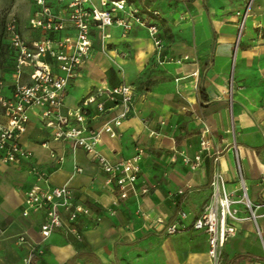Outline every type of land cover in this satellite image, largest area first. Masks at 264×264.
<instances>
[{"label": "crops", "instance_id": "0c3cea01", "mask_svg": "<svg viewBox=\"0 0 264 264\" xmlns=\"http://www.w3.org/2000/svg\"><path fill=\"white\" fill-rule=\"evenodd\" d=\"M127 1L147 24L157 25L161 47L155 46L146 26L137 23L127 31L116 24L92 29L91 51L67 83L63 110L78 105L102 81L130 85L131 110L115 137L102 135L98 149L117 161L140 147L137 188L144 181L150 188L113 205L116 187L107 183L95 160L82 148L53 140L38 109H32L21 137L32 157L0 163V264H23L35 242L39 244L30 264H209L207 235L191 224L209 199L215 155L225 188H238L233 141L255 221L236 205L235 234L222 246L219 264H264V0H253L235 46L233 20L245 0ZM180 2L188 5L181 12ZM178 17H188L182 31L175 25ZM25 22L27 32L21 27L22 33L37 37ZM179 38L188 45L175 46ZM179 58L180 63L175 61ZM107 107L99 114L91 105L87 123L98 126L120 108ZM205 127L212 156L203 152L199 166L191 169L182 158L199 152ZM51 150L63 155L62 163H56ZM33 165L48 171L49 185H68L75 200L91 208L90 215L77 221L81 240L62 229L42 239L43 211L22 215L24 193L36 181ZM182 211L185 218L179 216ZM157 217L163 223L154 222ZM172 222L182 229L168 235L164 227ZM19 235L25 236L24 243L16 242Z\"/></svg>", "mask_w": 264, "mask_h": 264}, {"label": "built area", "instance_id": "2783aa9c", "mask_svg": "<svg viewBox=\"0 0 264 264\" xmlns=\"http://www.w3.org/2000/svg\"><path fill=\"white\" fill-rule=\"evenodd\" d=\"M33 7L27 18V26L37 31L38 36L27 38L21 30L15 13L5 17L3 29L13 53L11 69L0 76V163H14L32 157L33 153L21 141L26 132L29 112L38 109L42 123L50 129L53 140L69 143L72 149L82 148L106 174L107 183L116 187L117 198L112 201L117 205L129 195L146 193L150 184L146 181L137 188L140 175L139 161L142 149L125 159L112 161L98 149L103 134L115 137L117 129L128 115L133 104V88L128 84L109 86L102 81L93 92L81 99L78 105L63 110V97L68 81L78 75L82 62L88 57L92 47V29H101L116 24L124 31L133 23L146 26L156 47L162 42L158 37L156 24H147L138 13V8L127 0H30ZM253 0H249L251 5ZM249 7L242 12L248 15ZM118 13H121L118 15ZM68 31V32H66ZM184 56L183 59H186ZM182 59H175L180 63ZM108 104L119 105L115 116L98 126H91L87 119L92 118L91 105L97 113L105 112ZM208 129H202L199 137V152L192 158L183 156L182 160L195 169L202 161L203 152L212 156L210 141L206 137ZM236 161L237 181L239 186L227 190L216 168L218 156L213 157L214 169L210 180V196L201 211L193 220V229L207 235L209 264H218L221 248L225 241L235 234L232 221L237 217V204H241L248 213V218L255 221L252 202L248 196V187L242 176L237 146L233 141ZM56 163H62L63 155L50 151ZM36 175L35 183L25 191L22 215L43 211L40 235L46 239L54 230L62 229L65 234L77 240L82 234L77 228L81 216L91 214L88 205L77 202L68 185L48 183V171L37 165L32 166ZM81 172V167H75ZM179 193L182 190L178 191ZM180 218L186 213L180 212ZM99 220V217H95ZM163 223L160 217L154 219ZM182 226L176 222L165 225L166 234L179 232ZM24 235H19L16 242L24 243ZM39 242L31 244L23 264L33 261V253Z\"/></svg>", "mask_w": 264, "mask_h": 264}, {"label": "rangeland", "instance_id": "374dc122", "mask_svg": "<svg viewBox=\"0 0 264 264\" xmlns=\"http://www.w3.org/2000/svg\"><path fill=\"white\" fill-rule=\"evenodd\" d=\"M217 1H223V0H217ZM224 1H227V3H234V4H238L239 2H241L242 0H224ZM222 3V2H221ZM179 8H180V12L182 11L183 7L185 8H188V5L184 2H180L178 4ZM250 7L249 5V0H245V5L243 7L242 10H240L241 14H239L238 16L239 17H236L235 20H233V24H234V36H235V42H234V46H235V43L237 41V38H238V42L242 36V33L245 29V19L246 17H242V12L245 11V8L246 7ZM32 3L30 0H0V75L2 74L3 72V69L5 66H7V63H8V52H9V49H10V45L6 39V37L3 36L2 34V23H3V20L5 19L6 15L8 13H15L16 16L18 17V20H19V23L22 27V30H23V33L26 34L27 32V28L25 26V21L26 19L28 18L31 10H32ZM251 8V7H250ZM250 12V10L248 11ZM230 17H227V24H230L231 23V20L229 19ZM188 19V17L186 18H182V17H178L177 19V22L175 23V25L178 26V31H182V28H181V25H182V22L186 21ZM166 21L162 22V26L165 27L166 29H168V27L164 24ZM173 44L175 46H187L188 44L186 43H182V41H180V38L177 39V41L175 40L173 42ZM232 91H233V84L231 82V80H229V86H228V93L229 94H232ZM221 259V257H220ZM219 259V262L218 264L220 263V260Z\"/></svg>", "mask_w": 264, "mask_h": 264}, {"label": "trees", "instance_id": "16d2710c", "mask_svg": "<svg viewBox=\"0 0 264 264\" xmlns=\"http://www.w3.org/2000/svg\"><path fill=\"white\" fill-rule=\"evenodd\" d=\"M5 20V19H4ZM4 20H3V23H2V34L3 36L5 37V33H4V29H3V24H4ZM12 61H13V53H12V50L11 48L9 49V52H8V63H7V66L4 67L3 69V72H6L8 73L11 69V65H12ZM1 76V75H0Z\"/></svg>", "mask_w": 264, "mask_h": 264}]
</instances>
